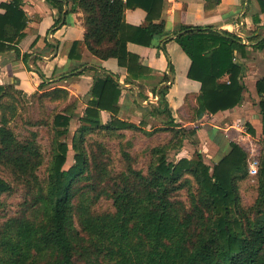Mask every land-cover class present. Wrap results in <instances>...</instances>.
I'll return each mask as SVG.
<instances>
[{"label":"trees","instance_id":"trees-1","mask_svg":"<svg viewBox=\"0 0 264 264\" xmlns=\"http://www.w3.org/2000/svg\"><path fill=\"white\" fill-rule=\"evenodd\" d=\"M163 2L72 0V9L84 15L86 49L98 59H116L126 69L125 82L138 86L140 100L148 99L139 81L148 77L150 69L128 51L127 44L151 47L154 37L164 34V23H155ZM0 7L4 9L0 51L14 49L19 54L16 45L25 35L27 17L17 1ZM137 8L145 12L144 22L127 23L125 11ZM174 40L191 61L188 78L201 84L198 118L242 102L243 65L238 60L245 56L246 46L241 37L212 27L182 25ZM255 47L264 50V37ZM77 49L78 43L72 44L68 59L80 58ZM89 69L94 71L91 98L70 146L60 137L68 131L71 106L67 103L49 124L54 136L43 178L38 175L43 155L37 133L20 140L9 126L21 105V91L13 85H0V198L17 188L23 196L16 213L0 222V264H264V156L255 176L257 194L248 206L242 203L240 185L250 177L249 154L233 142L229 153L213 166L200 153L169 162L165 146L151 150L146 171L135 168L124 153V171L114 172L102 145L91 149L88 136L120 129L152 131L118 118L122 94L118 78ZM69 77L62 75L57 81ZM169 79L165 74L147 91L149 97H158L150 114L165 116L160 130L178 133L176 129L181 127L175 124L166 100L169 87L157 90ZM48 85L44 82L39 88ZM256 91L264 119V75L257 81ZM67 97L64 88H53L36 98L65 102ZM102 111L110 116L106 123L101 120ZM41 124L38 120L32 125ZM248 131L254 135L252 128ZM70 148L74 162L65 169ZM102 198L111 201L113 210L94 209Z\"/></svg>","mask_w":264,"mask_h":264},{"label":"crops","instance_id":"crops-1","mask_svg":"<svg viewBox=\"0 0 264 264\" xmlns=\"http://www.w3.org/2000/svg\"><path fill=\"white\" fill-rule=\"evenodd\" d=\"M12 1L19 2L27 17V25L24 37L16 45L19 54L14 49L0 51V85H13L17 89L33 92L44 82L50 84L62 75L74 74L62 80L65 86L75 94H80L82 89L81 93L87 95L94 74L93 70L92 73L88 71L93 68L96 73H109L118 78L122 87L120 112L126 120L137 123L143 117H156L150 112L153 106L158 105V97H149L147 91H151L168 74L169 81L160 83L157 90L169 87L166 94L168 110L178 127L202 126L197 135L200 141L204 138L210 149L209 158H206L210 159V166L229 153L232 142L250 156L259 146L255 140L259 141L260 135L264 137V119L260 114L256 83L264 75V50L258 51L255 44L264 37V0H220L218 3L214 0H164L161 17L155 21L164 23V34L156 35L151 47L131 42L127 44L128 51L138 55L140 62L150 69L148 77L139 81L148 97L143 100L139 99L138 86L125 82L126 69L120 67L116 59L101 60L86 49L83 44L84 15L80 10L72 9V0H0V4ZM3 12L0 7V14ZM60 19V23L56 24ZM144 19L145 12L139 8L125 11V20L129 24L140 25ZM182 25L212 27L242 38L246 49L245 56L238 60L243 65L244 84L243 99L239 105L197 117V96L201 84L188 78L191 61L174 40ZM74 43H78L80 58L70 60L68 52ZM79 63L81 68L66 74L68 68ZM170 64L173 73H170ZM161 117L165 118L164 115ZM249 127L254 130V135L249 133Z\"/></svg>","mask_w":264,"mask_h":264},{"label":"rangeland","instance_id":"rangeland-1","mask_svg":"<svg viewBox=\"0 0 264 264\" xmlns=\"http://www.w3.org/2000/svg\"><path fill=\"white\" fill-rule=\"evenodd\" d=\"M80 64L81 63L73 66L72 68H68L66 74L68 75L74 70L81 68ZM88 72L92 73L91 70ZM65 85L66 83L64 81H53L50 82L47 87H44L43 89L37 88L33 90V92L29 89L26 91L24 89H18L21 91L22 95H20L21 105L17 109V116L9 122L10 128L20 140L28 136L31 132L37 133V142L40 145L43 155V165L39 169L38 175L42 178L47 173L46 170L51 157V141L54 134L49 124L52 121L53 115L61 112L67 103L71 106L70 111L72 112V115L68 131L64 136L60 137L61 141H67L70 146L77 129L80 127V117L84 114L90 99L89 93L87 95L85 93H81L83 92L82 89L79 90L80 94L77 93V95L74 92H71ZM53 88H64L68 91V97L65 102L50 101L48 99L38 100L36 98L37 95L42 92ZM117 117L128 123L130 122L136 126L142 127L147 132L152 131V133H144L140 130L134 129H120L112 133L107 131L95 132L88 136V144L90 143L91 149L95 150L96 145L100 144L106 151L110 170L114 172L124 171L125 160L123 155L125 153L132 158L135 168L146 171L152 159L151 150L154 147L165 146V154L169 162L175 163L181 158L191 159L196 156V153H200L204 158V162L210 165V159H206L209 158L207 154H210V149L206 145L204 138L200 141L197 135V130L202 127L199 124L190 128H177L176 130L180 132L176 133L175 130H160V127L162 126L161 120L163 117L156 116L154 119H149L148 117L143 119V117L137 123L126 120V117L122 116L121 112ZM109 118L110 116L106 112H101V120L103 123H106ZM128 118L131 119V116H128ZM38 120L41 121V125H32ZM190 131H193V133H189ZM180 135L183 137H180ZM255 139H258V137H255ZM245 143L247 144L248 142L245 141ZM255 143H258L259 146L255 147V151H252V153L250 152L252 155H249L248 162L251 158H256L259 160L260 164V158L264 156V137L260 135L259 141L255 140ZM73 162L74 151L70 148L64 168H69ZM1 174L2 171L0 170V175ZM255 176H250L240 185L241 199L243 205L245 206L250 205L256 197L257 191L255 186ZM22 197L21 188L14 189L11 193L1 196L0 222L16 213L19 209V204L22 202ZM180 197L183 199L185 198V191L181 192ZM94 209L98 212L113 210L111 201L103 198L95 203Z\"/></svg>","mask_w":264,"mask_h":264},{"label":"built area","instance_id":"built-area-1","mask_svg":"<svg viewBox=\"0 0 264 264\" xmlns=\"http://www.w3.org/2000/svg\"><path fill=\"white\" fill-rule=\"evenodd\" d=\"M259 160L256 158H251L248 162V173L250 176H255L258 172Z\"/></svg>","mask_w":264,"mask_h":264}]
</instances>
